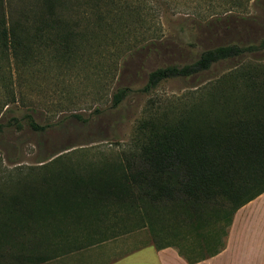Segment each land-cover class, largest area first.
<instances>
[{
  "label": "trees",
  "instance_id": "1",
  "mask_svg": "<svg viewBox=\"0 0 264 264\" xmlns=\"http://www.w3.org/2000/svg\"><path fill=\"white\" fill-rule=\"evenodd\" d=\"M19 1L0 0V66L9 68L31 64L38 47L70 58L117 49L141 35L155 8L151 0ZM243 20L264 31L259 19ZM224 64L179 96L150 100L128 152L85 164L58 156L43 173L0 185V264L50 263L141 229L157 250L173 248L188 264L217 255L235 213L264 193V38L217 45L147 75L154 90ZM126 94L117 90L112 105ZM27 119L31 130H46ZM52 247L60 249L53 256Z\"/></svg>",
  "mask_w": 264,
  "mask_h": 264
},
{
  "label": "rangeland",
  "instance_id": "2",
  "mask_svg": "<svg viewBox=\"0 0 264 264\" xmlns=\"http://www.w3.org/2000/svg\"><path fill=\"white\" fill-rule=\"evenodd\" d=\"M11 1V5L20 3ZM151 2L155 7L153 16L139 31L141 35L129 38L117 49L70 58L38 47L31 64L0 66V185L15 183L29 170H48L58 156L72 164H85L128 152L150 100L179 96L224 71L228 64L219 65L201 78L163 82L154 90L147 87L149 72L190 63L203 50L217 45L264 38V31L256 24L243 20L254 17L264 26V0H240L237 8L222 0H212V6L209 0ZM219 18L228 19L211 23ZM143 36L150 42L144 44ZM152 42L154 47L149 46ZM127 45L137 48L126 53ZM122 89L126 97L114 107L112 95ZM28 117L39 126H47L46 130H31ZM49 237H54L53 233ZM153 245L154 236L148 230H135L45 264H106ZM49 251L53 256L60 249L52 247Z\"/></svg>",
  "mask_w": 264,
  "mask_h": 264
},
{
  "label": "crops",
  "instance_id": "3",
  "mask_svg": "<svg viewBox=\"0 0 264 264\" xmlns=\"http://www.w3.org/2000/svg\"><path fill=\"white\" fill-rule=\"evenodd\" d=\"M224 248L193 264H264V193L234 215ZM106 264H188L173 248L136 249Z\"/></svg>",
  "mask_w": 264,
  "mask_h": 264
}]
</instances>
